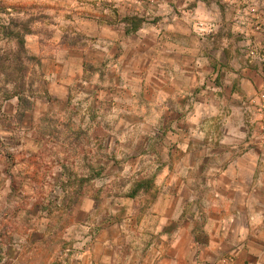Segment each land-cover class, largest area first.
Wrapping results in <instances>:
<instances>
[{
    "label": "crops",
    "instance_id": "obj_1",
    "mask_svg": "<svg viewBox=\"0 0 264 264\" xmlns=\"http://www.w3.org/2000/svg\"><path fill=\"white\" fill-rule=\"evenodd\" d=\"M144 3L159 13L135 33L81 17L82 36L71 44L59 24L47 41L25 36L48 82V98L31 102V121L93 102L144 141L129 155L161 156L155 184L163 192L143 212L138 198L121 199L123 209L108 217L98 216L100 200L86 201L82 227L91 243L75 264H264V150L254 145L252 101L259 77L245 70L242 36L230 30L241 2ZM195 20H217L220 30L199 37ZM18 111V98L3 102L4 117ZM26 126L0 128V143L35 144Z\"/></svg>",
    "mask_w": 264,
    "mask_h": 264
},
{
    "label": "rangeland",
    "instance_id": "obj_2",
    "mask_svg": "<svg viewBox=\"0 0 264 264\" xmlns=\"http://www.w3.org/2000/svg\"><path fill=\"white\" fill-rule=\"evenodd\" d=\"M145 1L0 0L1 27L14 22L47 41L57 35L54 26L59 24L71 44L82 36L77 31L82 17L97 18L130 34L153 24L155 13H159ZM218 23L195 20L193 32L199 37L216 35ZM198 25L214 27V31L198 35ZM230 28L238 32L234 20ZM1 30L0 50H17V41H9ZM14 32L24 34L21 29ZM241 42L244 68L255 70L244 57L243 37ZM44 81L46 88L48 82ZM24 83L31 84L27 80ZM257 84L259 80L255 87ZM81 98L85 100L83 95ZM3 102L0 98V108ZM27 108L19 103L13 119L0 114V128L22 127L27 122L26 128L35 140V144H18L17 140L8 146L0 143V264H75L79 253L91 243L89 231L82 227L85 214L81 210L86 201L100 200L98 216L108 217L112 210L123 209L121 199L138 198L137 211L143 212L153 196L163 192L155 184L161 156L147 154L139 160L137 155H129V150L142 148L144 141H136L135 134L123 130L118 122L120 114L96 109L93 102L53 109L45 117H31L32 121L28 112L32 108ZM255 131L254 145L263 151L264 130L260 123ZM13 147L19 152L12 151Z\"/></svg>",
    "mask_w": 264,
    "mask_h": 264
},
{
    "label": "trees",
    "instance_id": "obj_3",
    "mask_svg": "<svg viewBox=\"0 0 264 264\" xmlns=\"http://www.w3.org/2000/svg\"><path fill=\"white\" fill-rule=\"evenodd\" d=\"M10 26L13 28L12 31H9ZM1 28L9 41L12 39L17 41V50L11 49L8 52L0 50V98L3 101L18 98L21 106L25 105L27 109H31V101L34 98H48V91L44 87L45 81L41 82L44 79L41 61L27 55L25 50V36L30 34V31L14 22ZM17 29H21L24 34L15 33ZM34 68H38L39 72L34 71ZM26 80L31 84L25 86L23 82ZM37 82L39 86L35 88L34 84Z\"/></svg>",
    "mask_w": 264,
    "mask_h": 264
},
{
    "label": "built area",
    "instance_id": "obj_4",
    "mask_svg": "<svg viewBox=\"0 0 264 264\" xmlns=\"http://www.w3.org/2000/svg\"><path fill=\"white\" fill-rule=\"evenodd\" d=\"M239 2L241 7L234 22L245 43L244 57L250 64H254L256 75L259 77V84L256 85V94L252 101L257 107L259 123L261 122L260 126L264 130V2L261 6L257 0H239ZM213 28L198 25L196 32L202 36L207 32L212 33Z\"/></svg>",
    "mask_w": 264,
    "mask_h": 264
}]
</instances>
